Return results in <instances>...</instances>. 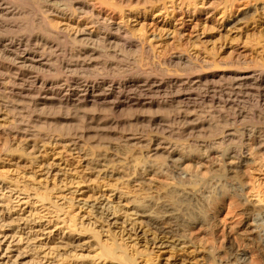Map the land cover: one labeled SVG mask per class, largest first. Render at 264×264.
Listing matches in <instances>:
<instances>
[{
	"label": "rangeland",
	"instance_id": "rangeland-1",
	"mask_svg": "<svg viewBox=\"0 0 264 264\" xmlns=\"http://www.w3.org/2000/svg\"><path fill=\"white\" fill-rule=\"evenodd\" d=\"M42 1L27 0L23 5L16 3L19 6H15L22 8L23 13L12 19L0 15V23L19 27L4 29L6 34L29 39L44 36L43 26L37 21L39 17L34 10ZM97 1L85 0L93 8H90L91 12L112 13L113 21L121 25L122 31L132 39L144 42L152 53L148 60L139 51L117 48L121 55L113 60H122L121 65L106 70L99 62L106 59L107 47L96 42L94 47L102 52V58L97 64L80 66L76 76L116 80L127 76L154 75L164 80L181 78L192 81L199 75L205 79L193 93L192 87L168 90L164 95H150L153 99L179 97L182 100L184 94L191 92L188 105L174 103L161 111H136L110 110L107 104L98 101L80 108L56 100L38 102L37 96H20L16 88L28 83L19 80V71L9 73L7 77L15 79V90L0 88V103L8 105V117L12 119L13 126L27 130L32 137L0 134L1 177L15 176L26 182L33 180L49 188H53L55 183L60 187L64 185L61 187L63 191L56 193L53 199H57L58 204H62L63 196L75 198V201L73 205H60L62 209L56 216H46V209L37 210L39 216L45 215L38 220L36 210L30 204H24L27 199L31 202L35 199L33 191L9 193L7 184L0 181V264H61L57 259L70 258L71 254H77L79 259L67 264H124L96 257L94 261L92 256L99 252L98 243L110 247L115 244L125 253L134 255L135 264H231V258L237 262L232 264H264V151L248 141V135L254 129L264 133V107L261 105L264 90H255L249 82L237 87L231 85L237 76L264 70V0H141L126 8L113 5L114 0H103L102 5ZM232 4L234 10L223 16V11ZM244 12L247 14L240 22L226 25L232 17ZM47 20L52 30L63 31L70 36L78 19L63 20L51 16ZM66 46L77 48L68 42ZM176 54L202 60L206 64L209 62L211 66L200 64L187 74L188 70L181 71L182 66L159 63L162 58ZM64 58L82 60V57L68 55ZM3 61L8 63V60ZM217 61L221 63L213 69L212 63ZM212 72L221 74L222 78L211 79L207 75ZM42 74L44 78L53 79L58 72L53 68ZM196 93L198 97L194 95ZM129 95L144 98L146 92L136 90ZM186 105L188 107L184 108ZM237 110L246 117L232 124ZM177 114L181 117L192 114L194 121L212 119L217 123L195 126L193 122L189 123L190 128L184 126V130L178 131L169 124L158 130L146 121L151 115L166 118ZM160 132H172L161 135L185 155L201 158L199 162L182 164L180 168L186 170L174 174L176 166L168 167L165 154H152L147 150V140L155 134L161 136ZM69 138L76 141L88 163L94 156L106 155L116 160L113 162L116 167L120 162L119 167L131 173L140 171L142 166H149L147 169L154 174L149 176L150 185L138 186L127 181L126 177L102 179L90 164L77 157L76 151L70 152L64 145ZM137 138L143 140L134 141ZM220 138L223 140L218 143ZM212 146L215 147L214 152L210 150ZM230 148L243 151L246 155L244 166L236 168L235 164L224 163L222 153ZM114 186L122 188L129 201L141 202L144 215L151 214L160 220L167 218L171 224H176L173 234H166L163 239L160 235L155 239L143 214L128 215L130 220L126 219L124 215L130 211L125 207L119 206V215L110 220H104L99 213L86 207L101 195H109ZM143 187L151 189L144 190ZM173 187L184 188L190 193L189 198L175 200L177 202L165 198L164 191ZM69 191L74 193L67 194ZM3 194L13 195V204L19 200L9 212L2 202ZM110 199L114 205L115 199ZM163 201L173 203L172 212L178 218H170L158 211L155 203ZM81 203L86 205L81 207ZM130 204L133 203L128 206ZM32 218H35V223L25 224L24 219ZM185 219L200 221L189 227ZM62 220L68 221V225L69 220H73L79 230L84 229L81 233L70 232L78 246L55 249L59 230L63 228ZM131 221L141 222L133 225L134 230L129 224ZM162 225L160 223V227L166 224ZM186 225L189 228L183 229ZM30 226L33 234H29L32 232ZM152 227L157 229V225ZM88 228L93 231H88ZM94 231L99 232L97 239L92 236ZM63 232L65 234L68 230L63 229ZM177 239L182 240L185 246L178 244L180 241Z\"/></svg>",
	"mask_w": 264,
	"mask_h": 264
},
{
	"label": "bare ground",
	"instance_id": "bare-ground-1",
	"mask_svg": "<svg viewBox=\"0 0 264 264\" xmlns=\"http://www.w3.org/2000/svg\"><path fill=\"white\" fill-rule=\"evenodd\" d=\"M26 1L27 0H0V15L7 19H12L16 16L21 15L23 13V9L16 7L15 5H17L16 3L20 5L27 4ZM140 1L141 0H114L113 5L117 6L118 8H126L131 6L133 3L138 4V2ZM97 3L99 5L104 4L103 0H98ZM90 8L93 9L89 3L85 2V0H43L40 4H37L34 7V10L36 11L39 17V20L37 21L42 24L43 31L45 32V34L44 36H36L30 39L28 37L25 38L22 36L16 37V35L13 36L9 33L6 34L5 31H8L7 28L19 27L7 22H1L0 88L5 91L15 90V88L13 87V81L15 79H11V77H7V75L13 71H19L21 73L19 80H23L22 82H26L28 84L18 85V87L16 88L18 94L23 97H32L33 95L37 96L36 100L38 102L56 100L59 103L70 104L80 108L89 103L98 101L107 104L110 110L130 109L136 111H161L167 107H171L174 103L188 105V101L191 99V92H189L190 94H184L185 98L182 100H179V97L170 99H153V96L150 97V95H164V93L166 94L168 90H184L185 88L191 89L192 87L193 93V91L197 90V87L201 84V80L205 79V77L197 75V79L190 81L189 79L183 80L181 78H169V80H164L163 78L159 79L157 76L154 75H146L144 77L139 75L127 76L116 80L107 79L104 77H95L87 79L76 76L75 72L80 66H89L92 64H97L98 61L102 58V52L94 47V44L96 42L102 44L104 47H107V49L105 50L106 59L99 62V64L101 63L104 69L106 70H113L121 65L120 62L122 60H113V58H119L121 55V53L117 51V48L139 51L148 60L152 53L150 48L144 42L136 41L130 36H128L124 31H122L121 25L113 21L112 13L105 14L106 12L102 11L101 13L94 14L93 12H91ZM234 8L235 6L233 4L230 5L228 9H225L223 11V16L226 12H232ZM246 14L247 12H244L242 14H239L238 16L232 17L230 21L226 22V25H234L240 22ZM240 15L241 17H239ZM51 16L60 17L63 20H74L75 18H77L78 20L75 22L76 24L73 27L75 28L74 33L68 36L63 31L58 32L52 30L51 27L48 26L47 20V18ZM8 34L11 36H9ZM66 42L76 45L77 48L67 47ZM65 55L72 57H82V60L81 62L67 60L64 58ZM3 60H8V63H5ZM159 63H166V65L167 63H174L177 66H182L183 69H181V71H184V69L188 70L189 72L187 74H189L191 71L193 72L195 70V67H198L200 64H205V66H211L209 62H207L206 64V62L202 60H192L191 58L183 56L182 54H176L174 56L171 55L170 57L166 58L164 57V59L162 58ZM220 63V61L212 63L213 69L217 67ZM53 68L56 72H58V75L55 76L53 79L44 78L42 73L44 71H52ZM207 76H210L211 79L222 78L221 74H217L215 72H212ZM234 79H236V81L232 82L231 85L235 87L245 82H249L255 90H264L263 69L261 71H252L245 76H237ZM136 90L145 91L146 96L144 98H138L129 95V93L133 91L135 92ZM194 95L197 97L199 96L197 93ZM263 99L264 97L261 101L264 102ZM211 101H214V99L211 98ZM263 102H261V105H263L264 107ZM187 105L184 106V108L188 107ZM7 107L8 105L0 103V134H4L9 137L23 136L27 139L32 137V135L29 134L27 130L21 129L18 126H13L12 119L8 117ZM192 116L193 115L191 114L189 116L181 117L179 114H177V116L165 118L163 116L156 117L151 115L146 121L149 124H152L153 127L155 126V128L158 130L165 128L169 124L174 125V127H176L175 129L178 131L184 130V126L190 128L189 123L193 122H195L193 123V125L195 126H209L217 123V121L212 119L209 121H194V119H192ZM245 117L246 115L242 111L237 110L236 116L231 121V123L234 124L239 119H243ZM165 133L168 134L172 132H160V135ZM244 138L243 140H245ZM52 139L53 138L48 140ZM248 139V141L254 144L257 148L262 149L264 151V133L260 129H254L252 132H250L248 135ZM141 140L143 139H134V141L137 142ZM222 140L223 138L218 139V143H221ZM66 142L67 143H65L64 145L68 146L69 151H76L75 154H77V157L83 160V162L90 164L92 166V169H95L97 172H99V177H101L102 179H122V177H126V180L131 182L132 184H136L138 186H142L143 184L150 185L149 176H153L154 174L150 169H147L149 168V166H142L140 168V171H133L131 173L124 167H119L120 162H118V167H116V164L113 163L116 160L113 157H107L106 155L94 156L92 158V161L88 163L87 160L82 156L83 152H80V149H78L77 143L74 139H66ZM241 149L236 151V148H230L224 153H222L221 158H224V163H226V165L235 164L236 168L244 166L246 155ZM3 150H6V148H4ZM147 150L152 154H157L159 152L165 154L169 163L168 167H171L170 165L176 166V168L173 167L174 174H178L186 170L183 167L180 168L182 164L188 165V162L190 161L196 160V162H199V159H201L194 158V156L185 155L183 151L176 149V147H173L169 142H167L166 138L163 135L158 136L155 134L151 136L147 140ZM210 150L211 152H214L215 147H210ZM0 181H3L7 184L8 188H10L9 193L13 191L14 193L20 194L26 193L27 191H33L35 199L32 202L27 199L24 204H30V207L36 210V213L37 210L39 212L41 209H46V216H49L50 214H55L56 216L57 213L60 212L62 209L60 208V205H73L75 201V198H66V196H63L62 204H58L57 199L55 201V199H53V196L56 193L62 192L63 188L61 187H63L64 185L60 187L59 185H56L57 183H55L53 188H49L47 186H41L40 184L35 183L33 180L26 182L19 180V178L15 176L10 177L7 175L3 177H1L0 175ZM60 183L61 180L58 184ZM11 187H13L14 189H11ZM143 189L150 190L151 188L143 187ZM109 192V195H101L98 200L93 201V203L89 205H86V203H81V207L85 205L86 207H90V211L94 210L91 212L99 213L100 216L104 218V220H110L115 217V215H117L119 211H121L119 206L128 208V210L130 211L129 213L124 215L126 219L130 220V217H127L128 215L134 216L143 214V217L146 218V223L148 226H150L149 229L151 230V233L155 236V239L158 238V236L160 235V237L163 239L166 234H173V232L175 231L173 229V226H175L176 228L177 225L171 224V222H169V219L166 218L160 220L159 218H156L151 214L144 215L145 212L143 211L144 206L142 205V203L133 200L129 201V198L124 195L125 192L122 191V188L114 186L112 189H110ZM72 193L74 192H67V194ZM189 195L190 193L184 191V188L181 187H173L170 190L168 189L164 191V197L171 200L173 199L174 201L178 199H188ZM11 197H13V195L5 196L3 194L4 201L2 202L5 203V208L7 212L14 209L15 206H17L16 204L19 202V200H17L16 204H13ZM110 197H113V199H115V202H113L114 205L111 204L112 201ZM131 202L133 204H130V206H128V204ZM36 204H38L37 207H35ZM155 205L156 208L159 209L158 211L162 213V215H168V217L170 218H173V216L175 218H178L177 215L172 212L174 208L173 203L163 201L160 204L155 203ZM45 215L39 216L38 214L36 215V219L41 220L45 217ZM18 219L21 220L22 218ZM24 221L25 224L29 225L31 222L35 223V218H32L31 220L24 219ZM62 221L63 228L59 230V237H57L56 239V244L58 245L55 246V249L59 248L60 246H78V244H74L77 241L76 238H73L71 236L70 232L77 231L78 233H81L84 231V229L79 230L77 224H75L73 220H69V225L68 221ZM184 221L190 227V224L194 222H199L200 219L193 222L187 219H185ZM49 222L50 220H47V223ZM140 222L141 221H131L129 222V224H131V226L133 227L135 223ZM37 223H39V221H37ZM160 223L161 225L163 223L166 225L164 227H160ZM156 225L157 229L152 227ZM187 225L183 229L188 227ZM42 226L43 223L40 224V227ZM166 226H168V228ZM151 228L153 229V231ZM63 229H67L68 232H65L64 234ZM133 229L135 230L134 227ZM89 230L93 231V229L88 228V231ZM30 231L32 232H29V234L34 233L31 226ZM98 233V231L92 232L93 238L96 237L97 239ZM177 240L174 241L176 242ZM181 241L178 242V244H184V242ZM112 245L113 246L110 247L107 244L98 243L97 248H99V252L96 255L92 256L93 260L94 257H96V259H108L112 261H120L124 264H135L134 255H129L125 253V251L118 248L115 244ZM52 253L53 252H51L50 254ZM48 254L49 253H47V255ZM69 256L70 258H67L68 256H65L64 258L60 257L57 260L62 262L61 264H67L70 263V261L73 262L79 259V256L77 254H71ZM64 261L66 262L64 263ZM228 262L229 261H227V263ZM230 262L231 264L232 262L237 263L236 259L232 258L230 259Z\"/></svg>",
	"mask_w": 264,
	"mask_h": 264
}]
</instances>
